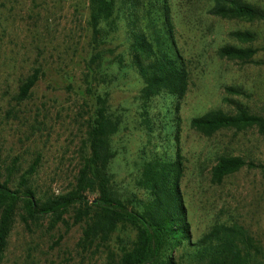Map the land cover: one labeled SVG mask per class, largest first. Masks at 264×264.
<instances>
[{
  "label": "rangeland",
  "instance_id": "rangeland-1",
  "mask_svg": "<svg viewBox=\"0 0 264 264\" xmlns=\"http://www.w3.org/2000/svg\"><path fill=\"white\" fill-rule=\"evenodd\" d=\"M247 1L264 8V0ZM170 3L177 44L190 70L189 86L181 99L161 91L144 102L143 83L130 62L122 23L94 48L88 0H0V180L8 179L16 188L21 174L36 162L29 185L37 197L72 187L87 154L91 84L106 96L110 118L120 122L112 136L115 155L109 166L117 196L141 197L140 164L153 155L174 156L177 145L183 163L179 188L192 237L200 238L214 223L235 222L264 251V173L259 167L264 166V134L251 126L206 136L190 126L194 116L216 108L235 113L237 104L264 115V18L248 22L210 15L211 0ZM237 29L255 32L252 44L257 51L250 62L217 53L219 47L237 43L230 35ZM97 50L103 56L102 80H94L87 66ZM36 66L44 75L30 96L19 101L18 87ZM220 155L240 156L258 166H243L214 183L210 170ZM18 208L0 264H116L117 236L134 235L130 227L115 232L109 249L113 255L108 257L106 248H82V225L66 228L58 223L52 228L47 218L24 221L21 205ZM71 215H65L70 222ZM58 236L62 238L55 245ZM175 258L178 264H189L192 255L179 249Z\"/></svg>",
  "mask_w": 264,
  "mask_h": 264
},
{
  "label": "trees",
  "instance_id": "trees-1",
  "mask_svg": "<svg viewBox=\"0 0 264 264\" xmlns=\"http://www.w3.org/2000/svg\"><path fill=\"white\" fill-rule=\"evenodd\" d=\"M88 9L87 23L92 31L94 48H98L95 46L100 39L109 38L123 24L130 62L143 83L144 102L161 91L176 99L185 95L190 70L177 44L170 0H88ZM207 13L248 22L264 18V8L247 0H211ZM230 35L237 43L219 47L218 55L252 61L257 51L252 44L255 32L237 29ZM102 58V53L97 50L87 62L94 80L100 76L103 79V74H99ZM43 75L40 66L34 67L19 85L16 98L19 101L28 98ZM227 89L241 93L234 86ZM88 93L94 102L87 120V154L67 192L45 199L37 197L29 185L36 162L21 174L16 188L10 186L8 179L0 180V261L12 217L21 205L24 221L47 218L52 228L58 223H63L66 228L82 225V248H106L108 257L113 255L109 250L112 235L121 228H132V239L117 236L119 255L116 264H178L180 260L175 258V252L179 249H188L191 253L189 264H264V251L239 223L217 222L200 238L192 237L179 188L183 163L177 145L174 156L153 155L140 164L138 186L144 191L141 197L136 194L125 198L117 196L111 186L109 166L115 155L112 136L120 122L110 118L105 95L99 94L91 84ZM174 111V138L178 139V102ZM148 120L145 121L148 123ZM190 126L206 136L223 128L251 126L264 134V115L237 104L235 113L216 108L194 116ZM243 166L258 165L240 156L220 155L211 167V181L219 184ZM259 167L264 173V166ZM93 193L96 196L90 198ZM70 211L71 222L65 218ZM61 238L58 236L54 244Z\"/></svg>",
  "mask_w": 264,
  "mask_h": 264
}]
</instances>
